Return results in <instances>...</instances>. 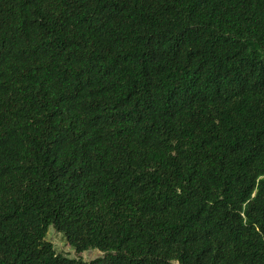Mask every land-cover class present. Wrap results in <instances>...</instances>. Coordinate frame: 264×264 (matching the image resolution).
Returning <instances> with one entry per match:
<instances>
[{"label":"trees","instance_id":"16d2710c","mask_svg":"<svg viewBox=\"0 0 264 264\" xmlns=\"http://www.w3.org/2000/svg\"><path fill=\"white\" fill-rule=\"evenodd\" d=\"M0 264H264V0H0Z\"/></svg>","mask_w":264,"mask_h":264},{"label":"rangeland","instance_id":"374dc122","mask_svg":"<svg viewBox=\"0 0 264 264\" xmlns=\"http://www.w3.org/2000/svg\"><path fill=\"white\" fill-rule=\"evenodd\" d=\"M48 239H50L54 243L56 250L59 253H65L76 257L80 256L78 255L79 253H76L75 250L69 245L63 233L57 232L54 227L50 228V231L48 233ZM88 253L89 252L83 254L86 259L89 258ZM95 255L96 254L93 253V256Z\"/></svg>","mask_w":264,"mask_h":264}]
</instances>
